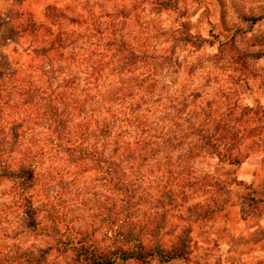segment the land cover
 Instances as JSON below:
<instances>
[{
    "label": "trees",
    "instance_id": "trees-1",
    "mask_svg": "<svg viewBox=\"0 0 264 264\" xmlns=\"http://www.w3.org/2000/svg\"><path fill=\"white\" fill-rule=\"evenodd\" d=\"M178 3L141 0L156 17L143 23L124 9L84 19L48 7L41 25L20 19L19 39L46 38L0 77V186L9 184L26 233L50 245L0 251V264L185 263L193 226L214 222L231 203L221 197L227 184L204 164L244 163L253 138L264 137V110L239 105L233 89L204 95L184 83L172 93L157 79L177 66L179 46L215 44L183 22L162 31L159 17L179 12ZM130 24L138 33L127 37ZM231 44L218 43L213 65L228 52L239 65L223 50ZM94 190L96 209L88 205ZM176 211L180 225L166 232Z\"/></svg>",
    "mask_w": 264,
    "mask_h": 264
},
{
    "label": "rangeland",
    "instance_id": "rangeland-1",
    "mask_svg": "<svg viewBox=\"0 0 264 264\" xmlns=\"http://www.w3.org/2000/svg\"><path fill=\"white\" fill-rule=\"evenodd\" d=\"M140 1L0 0V77H9L18 68L16 59L20 60V64L24 63L35 47L45 46L43 41L46 37L39 33V38L29 36L19 39L17 29L21 24L20 19L24 23L41 25L45 23L44 15L48 7H55L70 17L84 19H103L121 9L128 11L131 20L139 19L140 23L145 18H156L151 10L140 7ZM178 7L179 12H167L159 17L162 31L173 30L177 22H183L191 34L215 44L212 47L206 45L201 50L179 46L175 49L173 61L177 66L183 65V68L173 67L172 73L163 71L157 79L169 85L172 93L181 91L184 83L189 92L202 91L204 95H213L219 86L233 89L239 105L263 111L262 107L254 104L252 96L257 88L264 86V63L243 55H264V0H179ZM63 28L69 32L79 31L66 24H63ZM137 33L131 24L124 31L127 37ZM164 41L162 38L159 42L163 44ZM230 41L232 44L224 46L223 50L232 49L239 65L245 61L246 68L231 66L229 52L222 55L216 64L211 63V57L218 52V43ZM213 77L218 78L215 80ZM253 140L249 155L253 160L250 168L246 167L249 159L238 167L206 160L204 165L210 174L227 184L229 194L224 190L221 197L223 195L227 198L228 195L231 203L214 222L193 226L192 253L185 263L174 261L171 264H264V137H254ZM66 178L67 182L71 180L70 177ZM238 182H242V185H238ZM8 188V183L0 186V205H3V214L0 216V251L5 254L13 253L17 248H46L50 242L32 239L26 233L28 229L17 219L15 202L7 196ZM59 191L68 195L64 192L67 188H60ZM95 192L96 197H89L88 202L94 209L102 202V197H97V190L92 193ZM199 201H191L188 205ZM178 217L177 211L170 215V226L166 232L180 225ZM168 239L165 238L166 241Z\"/></svg>",
    "mask_w": 264,
    "mask_h": 264
},
{
    "label": "crops",
    "instance_id": "crops-1",
    "mask_svg": "<svg viewBox=\"0 0 264 264\" xmlns=\"http://www.w3.org/2000/svg\"><path fill=\"white\" fill-rule=\"evenodd\" d=\"M259 61H260V63H264V57H261L259 59ZM252 97H253L252 100H253L254 104L262 107L264 110V86L257 88L256 91L253 93ZM248 159H249V165H247L246 167H249L251 162L253 161L251 159V156ZM259 162H260V159H259ZM243 171L245 172V167H244Z\"/></svg>",
    "mask_w": 264,
    "mask_h": 264
}]
</instances>
